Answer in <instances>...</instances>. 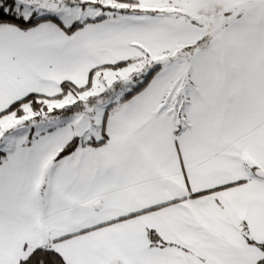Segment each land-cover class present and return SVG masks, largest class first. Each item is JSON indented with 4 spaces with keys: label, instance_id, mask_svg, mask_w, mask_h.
Masks as SVG:
<instances>
[{
    "label": "snow or ice",
    "instance_id": "1",
    "mask_svg": "<svg viewBox=\"0 0 264 264\" xmlns=\"http://www.w3.org/2000/svg\"><path fill=\"white\" fill-rule=\"evenodd\" d=\"M0 264H264V0H0Z\"/></svg>",
    "mask_w": 264,
    "mask_h": 264
}]
</instances>
